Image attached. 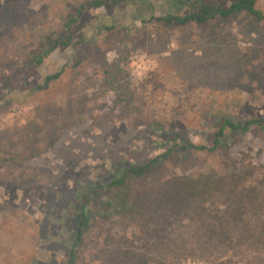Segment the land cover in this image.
Listing matches in <instances>:
<instances>
[{"label": "rangeland", "instance_id": "rangeland-1", "mask_svg": "<svg viewBox=\"0 0 264 264\" xmlns=\"http://www.w3.org/2000/svg\"><path fill=\"white\" fill-rule=\"evenodd\" d=\"M85 1L0 0V264H65L84 191L172 148L136 180L129 213L108 190L94 192L75 264L263 263L264 245L248 246L244 235L264 217V125L227 131L218 150L173 145L212 146L224 119L264 118V21L243 13L168 26L156 17L190 7L130 0L91 9L76 48L29 66ZM57 71L47 90L37 88ZM236 170L245 177L236 196L175 206L181 180ZM196 210L209 221H192ZM214 227L219 241L199 244L201 229ZM228 235L240 249L214 251ZM187 236L184 254L177 246Z\"/></svg>", "mask_w": 264, "mask_h": 264}, {"label": "trees", "instance_id": "trees-1", "mask_svg": "<svg viewBox=\"0 0 264 264\" xmlns=\"http://www.w3.org/2000/svg\"><path fill=\"white\" fill-rule=\"evenodd\" d=\"M130 0H87L77 7L73 12L68 14L64 26L61 29H57L51 32L45 37V49L38 48L33 51V57L29 66L38 67L44 63L48 56L57 49H65L67 47H77L79 41L76 39L77 26L84 19L86 14L91 9H99L103 6H116L121 3L128 2ZM176 6H189L190 10L186 14H174L168 13L166 15L156 17L157 20L164 24L185 26L187 24H205L213 21L217 16L228 17L233 14H249L264 21V13L258 8L257 0H170ZM229 1V3H228ZM61 76V72L57 71L49 74L43 80V83H39L37 88L40 90H47L52 82L56 81ZM14 79H10L9 83L13 84ZM0 83H4V78L0 80ZM264 125V118L259 116L251 117L248 120H235L232 118H226L220 124L218 129L214 132V140L212 146L196 145V144H174L173 147H179L182 149H195V150H218L223 146V138L227 131L238 132L245 131L253 125ZM172 149H168L164 153L157 155L156 157L136 164L122 165L119 169H116V173L106 182H97L90 189L84 191V195L80 196V207L75 211L76 216V234L75 242L73 243L70 260L65 264H75L76 261V248L79 244H82L85 240L86 233L93 224V213L90 212V205L92 204V196L96 191L108 190L111 192L110 201L114 202L115 208L126 210L129 213L133 210L134 206L132 200L134 197L133 186L141 177L146 176L160 161L170 156ZM233 174H203L197 178L187 177L181 180L180 185L183 187V194L175 199V206L180 205L183 200L187 204H192L196 201H211L216 200L220 193H224L228 198L236 196L239 189L244 185V174L242 171H235ZM257 212H259L258 201H255ZM133 207V208H131ZM195 214V215H194ZM191 217L192 221L198 223H207L209 221L208 215L203 210H196ZM261 221L252 228H248L244 235L246 244L248 246L262 247L264 245V217H260ZM230 226L231 223L228 222ZM196 227V225H195ZM217 227L213 229L202 230L200 233L199 244H202L206 238L216 239L219 241L220 234H222ZM196 231V228H195ZM199 231V230H198ZM223 236V235H222ZM234 238L226 237V240L222 241L218 245H213L214 251L224 250H237L240 249V243L242 240H235ZM191 237L187 236L181 239L177 246L178 249H184V254L190 252L189 242ZM239 239H242L240 237ZM213 241V240H212ZM254 248V247H253ZM180 251V250H179ZM167 259V258H165ZM263 261V260H262ZM261 261V262H262ZM258 264H264L258 263Z\"/></svg>", "mask_w": 264, "mask_h": 264}]
</instances>
